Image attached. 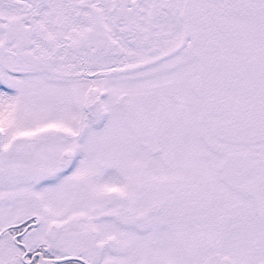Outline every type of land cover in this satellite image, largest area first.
Wrapping results in <instances>:
<instances>
[{"label": "snow or ice", "instance_id": "obj_1", "mask_svg": "<svg viewBox=\"0 0 264 264\" xmlns=\"http://www.w3.org/2000/svg\"><path fill=\"white\" fill-rule=\"evenodd\" d=\"M0 264H264V0H0Z\"/></svg>", "mask_w": 264, "mask_h": 264}]
</instances>
